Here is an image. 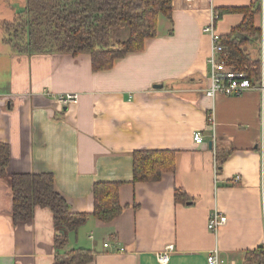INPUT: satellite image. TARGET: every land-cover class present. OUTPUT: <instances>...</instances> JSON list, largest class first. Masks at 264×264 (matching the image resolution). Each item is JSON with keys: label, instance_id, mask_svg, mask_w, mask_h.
Wrapping results in <instances>:
<instances>
[{"label": "crops", "instance_id": "0c3cea01", "mask_svg": "<svg viewBox=\"0 0 264 264\" xmlns=\"http://www.w3.org/2000/svg\"><path fill=\"white\" fill-rule=\"evenodd\" d=\"M259 1L174 0L171 18L159 15L158 33L142 51L99 71L90 54L20 53L0 35V143L10 151L0 176V264H53L73 249L92 253L84 264H207L215 246L223 264H239L264 243L262 94L253 87L206 95L212 38L203 30L215 11L217 31L229 34L245 18L235 9ZM68 93L77 101L60 106L56 97ZM138 151H173L175 170L134 182ZM17 173L52 174L75 213L93 212L95 183L119 182L123 211L110 222L91 215L58 248L47 208L14 221L10 178ZM178 189L190 200L176 202ZM216 207L228 217L218 234L208 229Z\"/></svg>", "mask_w": 264, "mask_h": 264}, {"label": "trees", "instance_id": "16d2710c", "mask_svg": "<svg viewBox=\"0 0 264 264\" xmlns=\"http://www.w3.org/2000/svg\"><path fill=\"white\" fill-rule=\"evenodd\" d=\"M173 1L27 0L24 10L12 21H3V42L20 53H87L92 57L94 70L109 69L116 59L144 49L146 39L158 33L159 15L171 18ZM232 10H219V15ZM235 10L244 12L245 18L229 34L222 35V44L231 61L248 66L252 81L260 80L261 26L256 18L261 17V2ZM121 25L128 30V37L115 40L114 31ZM224 159L218 158L220 166ZM9 161V147L0 143V176L8 173ZM174 170L173 151H138L134 155V182L158 181L164 172ZM10 182L14 221H25L38 207L47 208L54 221V243L58 248L68 243L67 232H77L91 215L110 222L123 211L119 182L95 183L91 214L72 212L68 201L56 190L50 173L12 174ZM175 199L178 203H185L190 196L178 189ZM92 257L86 249H73L56 256L53 264H84ZM243 264H264V243L247 250Z\"/></svg>", "mask_w": 264, "mask_h": 264}, {"label": "built area", "instance_id": "2783aa9c", "mask_svg": "<svg viewBox=\"0 0 264 264\" xmlns=\"http://www.w3.org/2000/svg\"><path fill=\"white\" fill-rule=\"evenodd\" d=\"M261 41H260V56L261 61V78L260 80L252 81L249 73L248 66L231 61L225 51V47L222 44V35L216 29V21L218 14L212 11V20L209 24L205 25L203 30L208 33L212 38V50L208 57L209 64V78L210 86L206 90V95L210 98H214L217 94L225 95H239L245 91L252 89L253 87L258 88L262 94V101L260 107V118L261 124L264 126V0H261ZM78 99L77 94L68 93L61 94L56 97V101L60 106H67L71 103L76 102ZM208 122L211 127L215 126V113L214 110H210ZM194 140L200 144L204 141V136L201 130H197L194 133ZM260 148L262 152L263 161V182H264V130L260 140ZM241 179L240 175L235 177V182ZM264 184V183H263ZM262 204L264 212V188L262 194ZM228 217L223 214L217 207L212 210L209 216L208 229L218 234L220 228L227 222ZM108 246V243L104 244ZM174 248L173 245L168 247V251L160 255V260L167 262L169 260V252ZM207 264H223L225 259L220 254V248L215 246L208 252ZM234 264V263H233Z\"/></svg>", "mask_w": 264, "mask_h": 264}, {"label": "rangeland", "instance_id": "374dc122", "mask_svg": "<svg viewBox=\"0 0 264 264\" xmlns=\"http://www.w3.org/2000/svg\"><path fill=\"white\" fill-rule=\"evenodd\" d=\"M26 5V0H0V35L4 30L2 23L4 19L12 20L15 14L22 10ZM128 37V30L121 25L114 31V39H125ZM243 264V263H239Z\"/></svg>", "mask_w": 264, "mask_h": 264}, {"label": "water", "instance_id": "95a60500", "mask_svg": "<svg viewBox=\"0 0 264 264\" xmlns=\"http://www.w3.org/2000/svg\"><path fill=\"white\" fill-rule=\"evenodd\" d=\"M212 145H213V142H210V147H212Z\"/></svg>", "mask_w": 264, "mask_h": 264}]
</instances>
